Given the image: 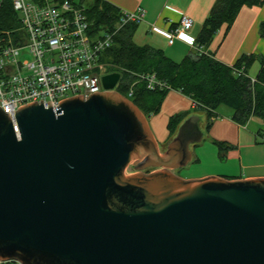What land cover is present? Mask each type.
<instances>
[{"label":"water","instance_id":"1","mask_svg":"<svg viewBox=\"0 0 264 264\" xmlns=\"http://www.w3.org/2000/svg\"><path fill=\"white\" fill-rule=\"evenodd\" d=\"M119 80L55 108L21 104L17 135L0 108V263L264 264V177L176 176L203 120L160 147Z\"/></svg>","mask_w":264,"mask_h":264},{"label":"trees","instance_id":"2","mask_svg":"<svg viewBox=\"0 0 264 264\" xmlns=\"http://www.w3.org/2000/svg\"><path fill=\"white\" fill-rule=\"evenodd\" d=\"M69 1L84 10L94 35L101 36L117 30L122 12L106 0H80L79 4ZM262 5L264 0H216L195 38L194 52L179 62L173 61L161 50L134 44L137 24L119 29L113 37L112 46L101 60L112 65V72L121 75L117 92L130 100L147 119L158 114L170 91L178 92L193 102L194 109L190 113H179L169 118V140L188 116L198 113L205 115V131L208 132L220 106L229 108L232 111L231 120L244 127L251 118L264 120V57L242 54L233 65L228 66L204 49L222 27L226 30L231 27L242 7ZM19 27L18 13L13 9L12 0H1L0 32H12ZM259 33L264 39V21L259 25ZM255 62L259 63V71L252 79L248 72ZM137 75H154L157 82L163 85L148 89L146 82ZM129 86L130 96L126 90ZM212 143L218 149L220 160L234 149L226 142L213 140Z\"/></svg>","mask_w":264,"mask_h":264},{"label":"built area","instance_id":"3","mask_svg":"<svg viewBox=\"0 0 264 264\" xmlns=\"http://www.w3.org/2000/svg\"><path fill=\"white\" fill-rule=\"evenodd\" d=\"M12 5L18 13L20 27L12 32H0V108L9 113L16 135L14 115L21 104L42 100L44 106L50 102L55 108L67 98L83 95L87 99L104 92L101 78L116 72L101 57L112 46L119 29L139 24L145 16L142 8L122 12L115 32L96 36L90 30L84 10L69 0L52 3L12 0ZM192 26V19L183 15L173 30L162 33L170 45L177 40L194 49L196 39L189 35ZM153 30L158 31L155 27ZM137 77L146 82L148 89L163 85L154 75ZM126 90L130 96V86Z\"/></svg>","mask_w":264,"mask_h":264},{"label":"crops","instance_id":"4","mask_svg":"<svg viewBox=\"0 0 264 264\" xmlns=\"http://www.w3.org/2000/svg\"><path fill=\"white\" fill-rule=\"evenodd\" d=\"M106 1L121 12H132L138 8L144 9L145 16L137 24L133 36L134 44L161 50L167 57L179 62L185 56L193 53L194 49L177 40L170 45L168 38L162 32L173 30L179 24L180 18L185 15L193 22L189 35L196 38L216 0ZM263 21L264 5L242 7L231 27L228 30L226 27H222L204 51L228 66L233 65L242 54L264 57V39L259 33V25ZM153 27L158 31H154ZM258 71L259 63L255 62L248 72L249 77L255 78ZM193 109V102L182 94L170 91L166 95L158 114L148 118L151 132L160 147L166 146L170 141L167 128L169 118L179 113H190ZM231 115L232 111L229 108L220 106L216 111V118L212 120L210 130L206 132L211 142L213 140L222 141L234 147L225 155L231 162L230 167L223 168V171L212 175L228 180L264 177V159L261 162L244 163L241 157L243 149L257 148L258 138L264 142V120L251 118L243 127L235 124L231 120ZM204 129L202 128L203 131ZM195 160L198 162V159Z\"/></svg>","mask_w":264,"mask_h":264},{"label":"rangeland","instance_id":"5","mask_svg":"<svg viewBox=\"0 0 264 264\" xmlns=\"http://www.w3.org/2000/svg\"><path fill=\"white\" fill-rule=\"evenodd\" d=\"M1 1V0H0ZM55 0H48L52 3ZM74 3L79 4L80 0H73ZM203 120L202 128H205V115L203 113L196 114ZM204 129V138L201 143L191 146L192 161L184 168L174 170L173 173L183 180H195L203 177H216L212 174L223 171V168L230 167L231 162L228 161L224 155L223 159L218 158L217 147L209 140ZM257 148L253 150L243 149L241 157L244 163L261 162L264 159V142L261 138L257 139ZM198 159V162H195ZM238 164V161H237ZM236 164V165H237ZM129 174L133 173L132 165L127 169Z\"/></svg>","mask_w":264,"mask_h":264},{"label":"flooded vegetation","instance_id":"6","mask_svg":"<svg viewBox=\"0 0 264 264\" xmlns=\"http://www.w3.org/2000/svg\"><path fill=\"white\" fill-rule=\"evenodd\" d=\"M152 170H149L148 172H151Z\"/></svg>","mask_w":264,"mask_h":264}]
</instances>
